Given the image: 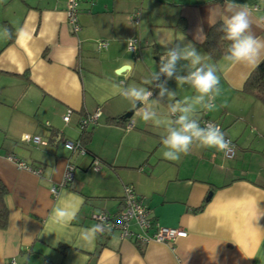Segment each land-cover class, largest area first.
I'll return each instance as SVG.
<instances>
[{"label": "crops", "instance_id": "1", "mask_svg": "<svg viewBox=\"0 0 264 264\" xmlns=\"http://www.w3.org/2000/svg\"><path fill=\"white\" fill-rule=\"evenodd\" d=\"M234 2L247 6L251 31L264 41V0ZM223 14L224 0H87L74 33L66 0H0V181L7 206L0 264H264V103L243 89L253 67L212 59L204 48ZM131 37L138 38L136 52L127 49ZM189 43L216 68L221 89L215 109L195 105V115L221 125L235 145L232 158L195 145L178 161L163 157L161 140L175 119L169 106L197 93L170 79L175 97L161 98L156 82L143 81L159 70L167 47ZM131 85L149 88L158 103L134 108L120 95ZM145 107L160 125L143 121ZM130 108L133 126L126 129L116 118ZM96 109L85 151H72L64 142L80 141L79 120ZM68 164L71 180L60 185ZM125 185L159 226L186 235L167 243L123 238L114 229L84 244L81 230L100 223L94 215L121 209ZM56 206L75 210L76 219L53 222ZM129 227L144 235L134 220Z\"/></svg>", "mask_w": 264, "mask_h": 264}, {"label": "clouds", "instance_id": "2", "mask_svg": "<svg viewBox=\"0 0 264 264\" xmlns=\"http://www.w3.org/2000/svg\"><path fill=\"white\" fill-rule=\"evenodd\" d=\"M221 31L230 44L224 55L226 61L234 64H245L257 67L264 61V41L259 40L251 31L252 23L246 5L237 4L234 0H224V14L220 18ZM7 35V30L5 31ZM181 61L186 62L182 67L187 69L186 74H180L178 66ZM161 77H164L162 80ZM175 79L177 83L187 84L197 93L196 96L183 101H176L169 106L171 119L166 126V134L161 143L164 147L163 157L167 160L178 161L181 155H187L195 145L201 148L216 149L219 152H230L231 141L226 139L225 133L219 125L206 123L201 125L196 117L195 105H200L207 111H213L215 97L220 94V79L216 68L204 63L197 48L189 43L177 44L167 47L159 58V70L152 72L143 83H155L159 89V97L167 95L170 99L175 97V92L169 90L167 81ZM120 95L127 99L135 108L138 104L155 105L153 92L147 87L131 85L120 88ZM143 121L154 122L160 125L157 112L151 107H145L138 113ZM57 199H62V194L52 190ZM77 212L67 207L56 206L52 209L50 219L57 224H67L75 220ZM111 231V225L103 220L80 232V239L84 244H91L95 239Z\"/></svg>", "mask_w": 264, "mask_h": 264}, {"label": "built area", "instance_id": "3", "mask_svg": "<svg viewBox=\"0 0 264 264\" xmlns=\"http://www.w3.org/2000/svg\"><path fill=\"white\" fill-rule=\"evenodd\" d=\"M86 0H66V16H67V22L70 25L71 31L76 33L80 29V24L78 20V11H79V5L80 3L84 2ZM136 19V17H135ZM138 38L137 37H131L127 41V49L131 52H136L137 45H138ZM98 47H104L106 45V42L101 40L97 43ZM99 114V110L96 109L95 112H93L90 115L85 116L82 118L83 124L93 123L96 117ZM70 110H68L65 115L63 116V119L67 121L69 119ZM201 125L203 126L206 123H213L216 125H219L221 128V125L217 122L205 119L203 117L198 118ZM133 126L131 121H127L124 125L126 129H130ZM221 130L224 132V130L221 128ZM226 139L231 141V151L230 152H223V155L226 158H232L235 155V145L227 134H225ZM24 139H32L35 142H39V136L37 135H25ZM64 144L71 149L72 151H77L80 153H83L85 149L81 146L79 141H70L66 140ZM11 160H14L16 164L19 167H23L26 169H29L30 166L26 164L25 162L21 160H17L12 156L8 157ZM96 164H98L95 161ZM72 169L73 166L71 164H68L66 166L63 179L60 183V185H64L68 180L72 177ZM53 189H55V192L57 190L56 186H52L50 191L53 193ZM122 207L118 214L112 216L108 215L106 213H99L94 215L95 219L98 220V222H101L103 220L107 224L111 225V230L117 229L120 231V235L123 238H138V239H154L159 242H170L176 237H183L186 235V231L182 228H171V227H165V226H159L149 215V210L147 207L143 204L142 200L134 193L133 188L130 185H125L123 187V195H122ZM112 216V217H111ZM134 220L136 224L143 230L144 235H140L137 233H134L130 229V222ZM7 264H14V261L10 260Z\"/></svg>", "mask_w": 264, "mask_h": 264}, {"label": "trees", "instance_id": "4", "mask_svg": "<svg viewBox=\"0 0 264 264\" xmlns=\"http://www.w3.org/2000/svg\"><path fill=\"white\" fill-rule=\"evenodd\" d=\"M78 14H79V11H78ZM221 23H222L221 21H217L216 23H214L208 30L206 37L203 41L204 48L208 56L211 57L212 59H218L220 57H224L226 50L230 44V41L224 38V33L220 30ZM243 89L246 92L253 95L255 98L259 99L262 103H264V61L259 63L257 67L251 70V72L245 79ZM81 119L79 120V127L81 131V138L79 142L81 146L85 149L84 140H86L87 138V126L90 123L83 124ZM116 119L119 123H122L125 125V123L128 121L129 118L123 114L119 118H116ZM70 180L64 183V185H67L68 182H70ZM5 193H6V188L3 185V183L0 181V228H4L7 223V206L4 200ZM119 211L114 213L112 216L118 214ZM108 233H105L103 235H106Z\"/></svg>", "mask_w": 264, "mask_h": 264}, {"label": "water", "instance_id": "5", "mask_svg": "<svg viewBox=\"0 0 264 264\" xmlns=\"http://www.w3.org/2000/svg\"><path fill=\"white\" fill-rule=\"evenodd\" d=\"M125 68L124 67H122L121 69H120V71H122V70H124ZM132 110L130 109L129 111H126L125 113H124V115L126 116V117H129L131 114H132ZM211 193V192H210ZM209 193V194H210Z\"/></svg>", "mask_w": 264, "mask_h": 264}, {"label": "rangeland", "instance_id": "6", "mask_svg": "<svg viewBox=\"0 0 264 264\" xmlns=\"http://www.w3.org/2000/svg\"><path fill=\"white\" fill-rule=\"evenodd\" d=\"M132 111H134V109L133 108H130ZM130 109H128V111L130 110ZM137 112V111H136Z\"/></svg>", "mask_w": 264, "mask_h": 264}]
</instances>
